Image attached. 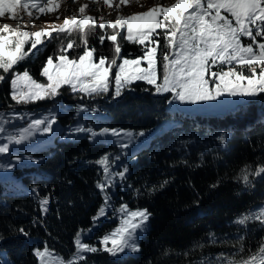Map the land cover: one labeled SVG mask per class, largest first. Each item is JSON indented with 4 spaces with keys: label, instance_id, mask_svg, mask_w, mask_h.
I'll return each instance as SVG.
<instances>
[{
    "label": "trees",
    "instance_id": "16d2710c",
    "mask_svg": "<svg viewBox=\"0 0 264 264\" xmlns=\"http://www.w3.org/2000/svg\"><path fill=\"white\" fill-rule=\"evenodd\" d=\"M96 25L95 35L87 32L88 46L95 48V59L105 55L111 60L115 55L112 42L105 39L101 45L99 36L111 35L112 29L108 28L105 33L98 27L99 21ZM52 37L11 71L27 69L32 77L44 81L40 70L47 57L60 55L61 47H66L70 39L80 43V34L76 31L71 35L55 31ZM118 42L122 50L120 57L144 53V45L123 38H118ZM82 51L81 45L67 54L77 57ZM163 52L161 43L157 49L158 81L163 75ZM0 75L6 77L0 83V108L21 106L10 96L11 72L0 69ZM112 92L110 86L109 93L90 99L82 93H72L63 85L54 98L68 104L58 113L60 133L69 127L66 126L69 122L79 118L74 112L77 103L101 108L106 114L90 116L84 121L86 124L90 121L95 127L135 131L161 127L146 142L132 149L131 157L124 158L129 169L127 183L141 189L143 194L136 196L133 189L118 186L113 195L115 204L125 202L130 207L148 209L152 213L150 230L141 238L142 250L137 254L115 258L103 251L85 253L87 260L80 264H221L220 254L232 257L240 246L237 238L241 236L245 237V253L241 255H247L249 248L255 250L264 240V225L257 220L246 225L235 221L244 213L264 208V179L250 176L253 185L246 186L237 177L246 165L254 171L257 165L264 164V94L223 113L201 114L170 110L167 103L170 93L154 95V86L145 81L133 82L116 99L112 98ZM42 102L48 100L23 106ZM166 123L170 124L165 127ZM220 133L228 134L226 144L216 139ZM58 134L52 143L30 150L37 159L35 162L17 165L11 169V177L0 178V235L3 236L0 258L5 256L7 264H37L32 249L45 243L63 258L69 257L75 251L76 232L91 225V217L103 202L96 187L102 168L94 161L105 153L118 154L120 149L104 143L91 144L86 138L71 142L57 137ZM182 141L192 143L184 145ZM165 180L170 182L160 188ZM217 181V187L213 188ZM153 185L157 190L149 195L147 189ZM33 187H38L41 197L50 195L49 211L44 216L38 200L31 194ZM116 223V219L101 220L99 227L84 240L96 242L99 248L96 237ZM20 228L28 232L27 238L18 233ZM211 236L215 237V243ZM165 250H169L166 256Z\"/></svg>",
    "mask_w": 264,
    "mask_h": 264
},
{
    "label": "snow or ice",
    "instance_id": "6c2138e0",
    "mask_svg": "<svg viewBox=\"0 0 264 264\" xmlns=\"http://www.w3.org/2000/svg\"><path fill=\"white\" fill-rule=\"evenodd\" d=\"M71 2L75 3L76 0ZM127 2L128 0H119V3L115 4L113 10L118 14L114 21L105 20L103 16H88V5H80L79 16L73 15L71 19L66 16L63 25L53 29L57 33L67 32L69 35L74 31L78 32L80 43L70 39L66 47H61L60 55L47 57L41 70V75L46 77L47 83L37 82L27 69L23 72L11 70L33 50H39L38 46L44 43L42 38L52 39V32L40 30L30 33L18 28L12 29L8 25L0 28V69L4 73L11 72V99L17 104L54 100L63 85H67L72 93L79 92L91 99L109 93V80L113 74V99L120 97L123 90L135 81H145L154 86V95L170 93L171 96L167 100L169 104L177 101L180 104L214 101L225 94L230 97L249 98L264 94V0H174L170 5L158 4L147 11L126 16L119 14L121 5H126ZM6 3L9 17L16 19L11 9L21 6V0H0V15H3ZM103 3L113 8L111 0H103ZM22 8L31 16L30 9H35L40 14H48L56 10L58 4L55 0H37L24 2ZM97 19L100 21L98 27L102 31L106 33L108 28L112 29L111 35L99 36L101 45L105 39L112 42L115 55L111 60L105 55L95 59V48L88 46L87 32L92 31L95 35ZM118 38L144 45L143 56L136 59L123 58L118 62L122 51ZM29 42L31 47L24 51V45ZM161 43L164 48V71L162 79L158 81L157 49L161 47ZM81 45L82 53L70 59L68 51L79 49ZM142 61L147 62V68H141ZM5 80L6 77L0 75V83ZM76 109L79 118L74 125H70L61 133V139L75 142L77 139L86 138L91 144L115 145L120 152L105 153L94 161L103 170V179L96 185L103 196V203L91 217L90 227L76 232L75 252L65 260L50 252L45 243L43 251L34 249V255L39 258L40 264H80V261L87 260L84 253L100 251L115 258L129 253L137 254L142 250L141 238L150 230L152 213L148 209H131L124 202L116 206L113 201L114 192L110 191L123 186L133 189L136 196L143 194L141 189L127 183L129 169L124 157L133 155L128 150L134 141L138 142V138L144 137L146 133L140 131L134 134L132 131L108 127L96 130L95 126H89L84 121L88 119L89 112L98 115L102 109L89 108L83 104H77ZM28 115L31 118L27 121V126L16 128L13 121L25 120V114L6 118L0 113V154H5V162L0 163V169L11 170L25 159L16 155L19 149L10 146H23L25 142L37 143L36 134L43 136L54 133L58 117L55 108L49 109L47 115L40 117ZM7 126L16 128V131L9 132ZM216 139L221 144H226L228 134L220 133ZM181 143L187 145L192 142ZM26 159L31 160L32 157L28 156ZM262 174L264 164L257 165L254 171L251 166L246 165L237 179H242L246 186H252L253 180L250 176L264 179ZM169 182L163 181L160 188ZM218 183L219 181L212 187H217ZM156 190L153 185L147 192L152 195ZM31 194L38 200L42 216L46 215L49 211L50 195L41 197L38 187H33ZM120 199L123 201V197ZM110 215L119 222L116 227L98 238L101 247L84 242L85 236L90 235L99 227L101 220L109 218ZM251 220H257L264 225V208L255 213L242 214L235 223L246 225ZM35 222L37 221L34 220ZM18 233L26 238L29 236L24 228L18 229ZM210 238L213 243L216 242L214 236ZM0 240H3L2 235ZM244 240L243 236L237 238L240 246L232 257L220 254L218 260L221 264H264V240L255 250L249 248L247 255H241L245 253ZM199 247L202 248L203 245ZM168 253L169 250H165L163 255ZM235 256L241 258L237 260ZM0 264L7 262L0 261Z\"/></svg>",
    "mask_w": 264,
    "mask_h": 264
},
{
    "label": "rangeland",
    "instance_id": "374dc122",
    "mask_svg": "<svg viewBox=\"0 0 264 264\" xmlns=\"http://www.w3.org/2000/svg\"><path fill=\"white\" fill-rule=\"evenodd\" d=\"M24 2H37V0H21V6L11 9L12 15L16 16L17 17L16 19H12L9 17V15H8L9 9H8L7 3H6L4 10H3V15H0V28H2L4 25H8L12 29L18 28L21 31H27L30 33L40 31V30H45V31H49V32L53 33V32H55L53 30L54 28H58L59 26L63 25L64 19L66 16L69 19H71V17L73 15L79 16L78 9H79L80 5H88V10L86 12V14L88 16L97 17V18L103 16V18L105 20H113L114 21L116 15L118 13L116 10H113V9L115 7V4L119 3V0H111L113 8H109L108 6H105L103 3V0H98V2H97V0H76L75 3L71 2V0H55V2L58 4V8L56 10L51 11L48 14H40L37 12V10L30 9V11L32 12L31 16H29L28 11L23 10L22 4ZM45 2H46V0H45ZM173 2H174V0H128L126 5H121V7L119 9V14L126 16V15H130V14H134V13L147 11L148 8L156 6L158 4L163 6V5H170ZM57 17H59V18H57ZM96 21H99V19H97ZM4 35H11V34L10 33H4ZM42 39H43L44 43L48 40V38H42ZM26 45H28L27 49H25ZM30 47H31V43L30 42L26 43L24 45V51H27ZM141 56H143V55H141ZM141 56H136V57L121 56L119 58V60L123 59V58L136 59L137 57H141ZM69 58L71 59V58H76V57H69ZM119 60H118V62H119ZM43 66H42V68H43ZM140 66H141V68H147L148 67L146 61H142ZM42 68H41V70H42ZM41 70H40V74H41ZM14 71L23 72L24 70H14ZM163 71H164V69H163ZM244 71L247 74V69H245ZM156 72H157V64H156ZM157 77H158V74H157ZM32 78L35 79L34 77H32ZM161 79H162V77H161ZM10 80H11V76L9 79V83H10ZM35 80L39 83H47L46 77H44V81H40L37 79H35ZM110 86L113 87V90L115 89L114 74L110 76L109 87ZM10 92H11V87H10ZM170 96H171V94H170ZM251 98H253V97H251ZM248 99H249V97H241V96L230 97V96H227L225 94V95L219 97L217 100H214V101L197 102L196 104H180L177 101V102H174L172 104L168 103V107L170 110H179V111H184V112H189V113L219 114V113L225 112L228 109H232L237 104L246 102ZM77 104H82V103H77ZM20 105L21 106H18L15 108H9V109H4V108L1 109L0 108V113H3L6 118H10L13 115L25 114V120H14L13 121V124L16 125V128L27 126V121H29L31 118L28 114H34L36 117H40L41 115H47L49 109L55 108L56 112L59 113V112L63 111L68 106L67 103H65L61 100H52V99H48V102H42V103H39L36 106H32V107L23 106V104H20ZM76 105L74 107L75 114H77ZM83 105H86V104H83ZM86 106H88V105H86ZM88 107L92 108L93 106H91V107L88 106ZM35 108H39V109H35ZM87 115H88V117H90V116H98V117L106 116V114L102 113V112H100L98 115L89 112ZM75 123H76V120L74 122H69L68 125H66V126L74 125ZM87 124L89 126H93L90 121H88ZM169 124L170 123H166L164 126L166 127ZM7 127H8L9 132H15L16 131V128H13L11 126H7ZM103 127H106V126H100V127H95V128H96V130H99L100 128H103ZM108 128H110V127H108ZM120 129L132 131L134 134L139 133L140 131H144L146 133V135L144 137L138 138V142L137 141L133 142V146L128 150L130 152L132 149H134L135 147H137L141 143L146 142L149 139L150 135L155 131H159L161 129V127H152V128L146 129V130H139V131H135V130L130 129V128H120ZM54 130H55L54 133L50 134V135L41 136L39 134H36V140L38 141L37 143L29 144V143L25 142V144L23 146H16V145L10 146V147L19 149L16 152V155L25 158V159H22L18 165L35 162L37 159L35 158V156H33V154L30 153V150H34L36 148L43 147V146H46V145L52 143L54 140L55 134L59 133L57 135V137L61 138V133L64 131H62L60 133V131L62 130V125L59 123L58 117H57V123L54 125ZM25 148L27 150H25ZM28 156H31L32 159L31 160L26 159ZM124 158H127V155ZM3 162H5V154H0V163H3ZM12 162L15 163V161H12ZM9 177H11V170L0 169V178L4 179V178H9ZM102 179H103V170H102V177L100 180H102ZM100 180H98V181H100ZM96 185H97V183H96ZM110 191H113L115 194L116 188L114 190H110ZM113 201H114V196H113ZM101 204H100V206H101ZM115 205L119 206V204H115ZM130 208L136 209V208H141V207H130ZM141 209H144V208H141ZM113 219L114 218H112L110 215L109 218L102 219V220H113ZM116 220H117V223L111 229H113L114 227L117 226L119 221H118V219H116ZM89 227L90 226H88L87 228H89ZM87 228H85V229H87ZM110 230H108L107 232H109ZM107 232H105V233H107ZM105 233L96 237L97 240L99 237L103 236ZM90 235H92V233ZM90 235H86L85 238L90 236ZM84 242L89 243L86 240H84ZM89 244L97 247L96 242H92ZM44 247L45 246H43V247L34 246L32 251L34 253V249H37V248H39V250L43 251ZM49 251L53 252L56 256L62 257L60 254L54 252L51 249H49ZM72 254L69 257L64 258V259L67 260L68 258H70L72 256ZM4 260H6L5 256L0 258V261H4ZM37 264H40L39 258H37Z\"/></svg>",
    "mask_w": 264,
    "mask_h": 264
}]
</instances>
